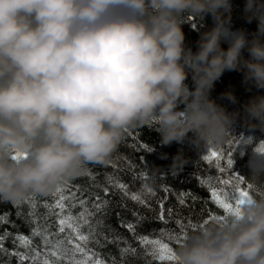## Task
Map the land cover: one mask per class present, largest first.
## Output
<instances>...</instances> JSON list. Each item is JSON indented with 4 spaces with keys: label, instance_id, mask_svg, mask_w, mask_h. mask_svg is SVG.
<instances>
[{
    "label": "clouds",
    "instance_id": "1",
    "mask_svg": "<svg viewBox=\"0 0 264 264\" xmlns=\"http://www.w3.org/2000/svg\"><path fill=\"white\" fill-rule=\"evenodd\" d=\"M243 15L251 33L232 28V0H0V200L56 191L137 128L200 154L251 145L236 185L247 195L193 223L173 264H264V0H245ZM207 16L193 51L182 24ZM226 71L256 89L233 111L211 96ZM188 163L178 151L166 172Z\"/></svg>",
    "mask_w": 264,
    "mask_h": 264
},
{
    "label": "trees",
    "instance_id": "2",
    "mask_svg": "<svg viewBox=\"0 0 264 264\" xmlns=\"http://www.w3.org/2000/svg\"><path fill=\"white\" fill-rule=\"evenodd\" d=\"M244 3L245 0H232L231 25L234 30L243 28L251 33L256 29L257 23H248L245 19ZM211 26L210 16L205 17L203 25H193L191 21L183 23L186 46L195 51L200 32ZM222 46L226 48L227 44ZM188 82L191 83L190 78ZM229 89L236 95L237 104H231L222 97V93ZM255 92L256 89H249L243 83L241 72L226 71L215 83L211 96L229 111H233L241 108ZM236 132L237 135H247L250 130L238 122ZM254 135L264 138V133L259 130H255ZM251 148V145H241L234 152V147L226 144L217 149L223 154L220 167L224 168V172L221 173L215 160L209 163L203 159L208 152L198 153L187 141L184 144L162 145L155 130L148 127L132 130L107 163L89 164L87 171L81 176L62 183L67 185L63 195L76 193L74 200L65 201L67 210L63 215L57 214L58 208L50 210L45 206L53 205L59 199V195H54L56 191L48 195L36 194L34 208L27 199L19 204L0 200V216L6 218L5 222L0 223V236L4 237L3 248L6 250L0 252V264H20L19 257L12 255L14 252L28 257L24 264H43L46 259L54 264H75V261L85 259L82 253L72 255L75 243H81L90 253H95L93 260L100 259L104 264H173L172 261H159L152 257L149 250L140 243L139 237L161 239L175 249L177 242L161 237L162 231L182 236L184 232L191 231L187 227L190 222L197 223L204 218L223 214L224 209L211 199L209 184L201 181H211L212 187H216L218 192H230L231 183L225 186L223 182L232 181L237 174H248L247 162ZM178 151H183L189 163L179 174L166 172L172 163V157ZM229 153H232L234 161L231 169L227 167ZM151 165L161 167L165 172L153 179L149 171ZM119 184L126 185V189H120ZM132 194L138 195L140 201L131 199ZM180 198L184 200L183 204L180 203ZM81 199L87 201L83 206L79 204ZM98 203L101 205L99 211L95 208ZM161 204L164 221L159 218ZM85 210L89 213L88 224H81L78 233L67 224L64 225L65 231L60 232V219L69 214L73 218L79 217ZM177 221L184 224V229H181ZM128 224L134 226L133 231L126 227ZM37 226L48 236L50 244L45 245L42 236L32 235V230ZM78 234L89 237L87 244L78 240ZM18 235L29 237L30 246L21 247L16 240ZM70 239L72 244L68 243ZM57 242H63V247L68 249L67 254L61 256L59 261L51 256V252L56 250ZM124 248L135 251L122 253ZM36 253H39V257L34 261L32 257Z\"/></svg>",
    "mask_w": 264,
    "mask_h": 264
},
{
    "label": "snow or ice",
    "instance_id": "3",
    "mask_svg": "<svg viewBox=\"0 0 264 264\" xmlns=\"http://www.w3.org/2000/svg\"><path fill=\"white\" fill-rule=\"evenodd\" d=\"M222 153L220 151H218L217 149H211L210 151H208V154H206L203 159L208 161L209 163H212L213 160H215L216 162V167L219 168L220 172L223 173L224 172V168L220 167V163L222 161ZM234 165V161L232 159V153L228 154V160H227V167L228 168H233ZM243 181V177L240 176L239 174L235 175L233 177L232 181H224L223 183L225 184V186H227L229 183H231L232 185V190L230 192H218L216 187H212L211 185V181H201L202 183H208L209 187L211 188V199L213 200L214 203H216L219 207H221L222 209H224L225 211L227 210H231L233 208V201L236 197H245L247 195V193L244 191L243 188H237L236 185L237 183H242ZM67 187L66 184H61L60 186H58V188L56 189V192L54 193V195H59V199L56 201L55 204L53 205H45L46 207H48L50 210H54L56 208L59 209V213H57L58 215H63V213L67 210L66 209V205H65V201L66 200H74L76 197V193L73 192L70 196H65L63 195V191L64 189ZM118 187L120 189H126V185L123 184H119ZM167 191V189H165ZM149 191H151V189H149ZM105 192H107V189H105ZM36 194H33L31 196H29L28 198H26L28 200L29 203L32 204L33 208L35 207V203H34V198H35ZM131 199L133 200H137L140 201V197L136 194H132L131 195ZM142 202V201H141ZM239 201H237L238 203ZM16 204L21 203V201H16L14 202ZM87 203L86 200H79V204L81 206L85 205ZM180 203L183 204L184 200L182 198H180ZM73 207L75 205H72ZM101 205L98 203L95 205V208L97 211H99ZM89 213H87V210H85L84 212H81L79 217L73 218L70 214L62 219L59 220V224L61 225L60 227V232L63 233L65 231L64 225L67 224V226L69 228H72L73 231L75 232H79V228L81 226V224H88V217ZM160 220L164 221V209H163V204H161V213H160ZM5 217L0 216V223L5 222ZM177 224L180 225L181 229H184V224H182L180 221H177ZM196 225L193 223H189L188 224V228H193ZM130 231L134 230V226L132 224H128L126 226ZM89 228H91V225H89ZM187 232H184L182 236H176V235H169L166 232H161V237H167L169 240H173L177 243H179L183 238L186 237ZM7 235V234H5ZM32 235L33 236H42L44 239V243L45 245H48L51 243V241L48 239V236H46L44 234L43 231H41V229L39 228V226H37L36 228H34L32 230ZM78 240L80 242H83L84 244H87L89 237L82 235V234H78ZM3 240L4 237L0 236V252H4L6 251L3 248ZM16 240L19 241L20 246L21 247H29L31 244L30 238L23 236V235H18L16 237ZM139 241L140 243L149 250V254L154 257L157 258L159 261H172L174 260V256L172 254V248L169 246V244L164 243L161 239H150L147 236H142L139 237ZM69 244H72L73 241L70 239L68 241ZM56 250L51 252V256L53 258H55L56 261H59L60 257L63 255H66L68 252V249L63 247V242H57V244L55 245ZM122 253H127L129 251H135L134 249H130V248H124L121 250ZM75 253H82L85 256V259L82 261H75V264H104V262L100 259H96L93 260V256H95V253H90V250H86L85 247L81 246V243H75L74 244V249L72 251V255L75 256ZM12 255L18 256L20 259V264H24V261L28 259L27 256H25L24 254L20 253V252H14L12 253ZM37 257H39V253H36V256H33L32 259L35 261L37 260ZM43 264H54V262H51L49 260H44Z\"/></svg>",
    "mask_w": 264,
    "mask_h": 264
}]
</instances>
